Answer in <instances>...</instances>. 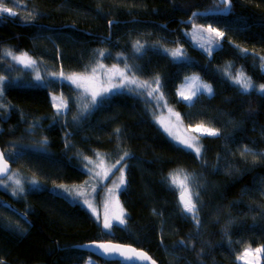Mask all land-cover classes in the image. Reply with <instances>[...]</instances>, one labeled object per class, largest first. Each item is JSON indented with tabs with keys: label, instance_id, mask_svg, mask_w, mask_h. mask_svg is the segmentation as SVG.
<instances>
[{
	"label": "trees",
	"instance_id": "1",
	"mask_svg": "<svg viewBox=\"0 0 264 264\" xmlns=\"http://www.w3.org/2000/svg\"><path fill=\"white\" fill-rule=\"evenodd\" d=\"M0 0V79L25 71L4 51L27 54L41 73L89 75L101 67H125L141 81H160L162 95L186 128L218 135L200 137L202 155L178 147L136 95L113 93L77 117L78 91L49 79L44 85L0 82V149L12 173L40 189L18 200L0 190V264H87L88 243L143 250L156 264H241L247 249H264V92L241 91L220 72L230 65L264 86L257 60L264 58V0ZM222 33L209 54L191 46V26ZM180 46L182 60L167 49ZM29 72V71H28ZM198 75L212 95L189 104L177 90ZM61 95L66 115L50 96ZM34 148H24L30 144ZM127 153V155H125ZM100 154L123 165L119 201L124 226L105 232L77 203L52 194L53 186L85 182L84 160ZM123 157V159H121ZM190 180L195 214L181 205L176 179ZM175 181V182H174ZM264 264V252H261Z\"/></svg>",
	"mask_w": 264,
	"mask_h": 264
},
{
	"label": "rangeland",
	"instance_id": "2",
	"mask_svg": "<svg viewBox=\"0 0 264 264\" xmlns=\"http://www.w3.org/2000/svg\"><path fill=\"white\" fill-rule=\"evenodd\" d=\"M226 7V6H225ZM225 12V11H224ZM209 27L202 26H191V28L186 32L184 31L185 38L191 41V46L196 47L200 51L211 54L217 48V38L219 37L217 33H220L217 30H213ZM163 52L167 53L168 56L173 60H182L185 57V52L183 49L178 46L177 48L167 49ZM173 52H178L179 55L173 56ZM5 57L10 60L14 67H19L21 73L13 78V81L7 80V78L0 79L1 84L3 85L7 80L13 84H34V82L44 85L48 82L49 79L57 80L70 84L74 89L78 91L77 96V110L78 115L74 120L82 118L85 114L92 111V108L97 106L103 98L112 95L113 93H127L130 95H136L144 103L151 108L153 112V117L157 122L158 126L163 130L167 138H170L178 147L185 149L187 152L194 154L196 158H200L202 155V147L200 146V137L203 136H213L207 135L203 131H197L198 128H186L184 127L181 116L176 113L171 107H169L165 101L164 96L162 95L161 85H157L155 80L154 82H143L138 79L136 76H132L128 69L125 67H111L97 70L94 73L89 75H69L64 76L59 73L57 76L53 75H43L36 65L34 59L29 55L25 54H15L12 55L10 52L4 51ZM19 57L20 59H16ZM257 64L260 67V70L264 72V58L257 60ZM29 71V72H28ZM221 74L241 91H251L255 90L258 92L261 91V86L254 84L252 81H249L244 76L243 72L236 69H233L230 65L224 67L220 70ZM31 74V79H29V74ZM123 74V75H121ZM39 76V80L37 77ZM66 77H72L75 83L72 80L65 79ZM135 80L136 83H130L129 81ZM240 83H237V81ZM250 82L253 87L245 90L243 84ZM116 85H123L122 87H116ZM143 85V86H141ZM205 85L210 86L209 84L204 83L198 75L187 76L184 81L181 83L177 90V95L179 98L187 103H191L198 94L212 95L204 87ZM151 93V94H150ZM93 94H96V102L93 103ZM189 97L190 99H185ZM55 98V99H54ZM50 99L53 104V108L57 113H61L63 116L66 115L67 103L62 99L61 95L52 94ZM203 129H207L203 126H199ZM215 136V135H214ZM185 141L187 143H192L193 148H188L186 143H181ZM24 148H34L30 144H22ZM195 147L200 148L199 154L196 153ZM84 172L87 174V179L85 182L69 186H53L51 189L52 194L54 193L57 196L65 198L68 202L83 207L87 210L91 216L99 223V225L104 229L105 232H111L112 228L115 226H124L126 222V215L124 213L122 204L119 201V192L122 191L125 187V172L123 165H114L110 162H107L103 156L97 154L94 159L86 158L84 160ZM121 170L123 173L124 183H120L121 179ZM183 175L180 178L176 179V184L178 186V191L180 193L181 205L184 208V203L187 202L189 196L192 199V192L188 183L190 180L184 179ZM38 183L33 181L24 180L18 173H12L7 179L0 180V190L7 193L10 198L18 200L19 197H22L27 192H30L34 189H40ZM183 192V201L181 199V193ZM123 219L124 223H120V220ZM108 221L111 224L110 228H105L104 223ZM244 254V253H243ZM241 255L238 259V262L241 264H261L260 257L261 253L255 254V250H252V254L249 256ZM87 264H102L97 262L94 259H89Z\"/></svg>",
	"mask_w": 264,
	"mask_h": 264
},
{
	"label": "water",
	"instance_id": "3",
	"mask_svg": "<svg viewBox=\"0 0 264 264\" xmlns=\"http://www.w3.org/2000/svg\"><path fill=\"white\" fill-rule=\"evenodd\" d=\"M223 3L226 4V9L224 13L220 12H204V13H198L194 12L191 14L190 18L186 21H183V24H191L193 22L194 17H204V16H215V15H222L226 17L229 14L231 4L229 0H222ZM4 165L7 166V171L0 173V180L7 179L8 176H10L12 172V166L11 163L7 161L6 157L4 156L3 152L0 149V168H3ZM105 245L107 250L105 248H98L97 245ZM76 249H80L82 251H85L86 253H90L95 258H100L104 262L110 263V262H127L129 263V258L132 261H135V264H156L153 259H151L148 254H146L143 250H138L133 246H125L122 244H115L112 242L109 243H88V245H79L76 247ZM133 249L135 251H133Z\"/></svg>",
	"mask_w": 264,
	"mask_h": 264
},
{
	"label": "snow or ice",
	"instance_id": "4",
	"mask_svg": "<svg viewBox=\"0 0 264 264\" xmlns=\"http://www.w3.org/2000/svg\"><path fill=\"white\" fill-rule=\"evenodd\" d=\"M0 13H8V14H10V15H15V14H16V13L12 10V8H10V7H0ZM210 30H211V29H210ZM217 35H218V36H222L223 34H222V33H217ZM177 55H179L178 52H173V56H177ZM16 59H20V58H19V57H16ZM93 72H95V69H93ZM121 75H123V74H121ZM37 79H38V80L40 79L39 76L37 77ZM65 79L72 80V82L75 83V81L73 80L72 77H66ZM129 82H130V83H136L135 80H132V81H129ZM156 83H157V85H159V80H158V78H157ZM237 83H240V81L238 80ZM122 86H123V85H116V87H122ZM141 86H143V85H141ZM242 86H243V88H244L245 90H247V89L250 88V87H253V85H251L250 82H246V83H244ZM204 87L207 89V91H208L209 93H211V87H210V86L205 85ZM261 91L264 92V86L261 87ZM150 94H151V93H150ZM54 99H55V98H54ZM185 99H190V98H189V97H185ZM95 102H96V94H93V103H95ZM196 130H197V131H203V132H205L207 135H213V136H214V135H218V133H217L215 130H212V129H203V128H201V127H198ZM181 143H186V146H187L188 148H193V147H194L192 143H187V142H185V141H181ZM195 151H196L197 154H199V152H200V148H199V147H195ZM125 155H127V153H125ZM121 159H123V157H121ZM6 171H7V166H6V165H4L3 168H0V173L6 172ZM184 179L186 180L187 177H185ZM174 182H175V181H174ZM120 183H121V184L124 183L122 170H121V179H120ZM181 199H182V201H183V192L181 193ZM184 208H185V211L190 212V213H194V214H195L196 205H195L194 203H192L191 196H189L187 202L184 203ZM120 223H124V220L121 219V220H120ZM104 227H105V228H110V227H111V224L106 220L105 223H104ZM97 247H98V248H105V250H107L106 246H105V245H102V244H101V245H97ZM133 251H135V250L133 249ZM261 252H264V249H261V248H257V249H255V254H259V253H261ZM251 254H252V250H251V249H247V250H245V252H244L243 255H244V256H249V255H251ZM129 264H135V261H132V260L129 258Z\"/></svg>",
	"mask_w": 264,
	"mask_h": 264
},
{
	"label": "crops",
	"instance_id": "5",
	"mask_svg": "<svg viewBox=\"0 0 264 264\" xmlns=\"http://www.w3.org/2000/svg\"><path fill=\"white\" fill-rule=\"evenodd\" d=\"M225 4V3H224ZM226 5V4H225ZM226 9V8H225Z\"/></svg>",
	"mask_w": 264,
	"mask_h": 264
}]
</instances>
